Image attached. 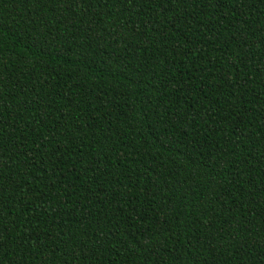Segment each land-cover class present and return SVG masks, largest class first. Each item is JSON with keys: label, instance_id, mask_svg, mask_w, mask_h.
<instances>
[{"label": "trees", "instance_id": "1", "mask_svg": "<svg viewBox=\"0 0 264 264\" xmlns=\"http://www.w3.org/2000/svg\"><path fill=\"white\" fill-rule=\"evenodd\" d=\"M0 264H264V0H0Z\"/></svg>", "mask_w": 264, "mask_h": 264}]
</instances>
